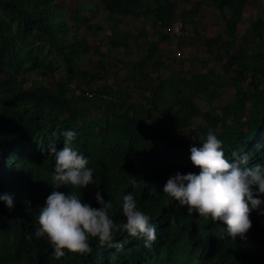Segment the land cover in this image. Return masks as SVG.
Instances as JSON below:
<instances>
[{
    "label": "trees",
    "instance_id": "obj_1",
    "mask_svg": "<svg viewBox=\"0 0 264 264\" xmlns=\"http://www.w3.org/2000/svg\"><path fill=\"white\" fill-rule=\"evenodd\" d=\"M250 1L210 0L224 30L202 39L203 58L196 61L203 69H184V58L171 55L182 69L163 77L167 65L161 45H170L168 30L178 1L0 0V195L13 199L11 209L0 202V264H264V204L251 212L253 226L246 239L234 241L226 225L188 215L186 206L163 193L177 172L199 174L190 147H200L209 129L223 142L230 161L235 151L249 157V166L264 164V20L252 23L241 44L236 43ZM112 15L152 21L155 33L148 35L146 26L137 35L120 32ZM107 30L111 47L132 58L134 49L143 53L134 60L117 59L128 67L117 87L109 84V77L118 74L109 67L113 56L102 49L106 41L98 39ZM130 36L136 43L144 39V45L134 47ZM91 39L97 41L94 47ZM89 59L91 70L83 67ZM220 69L234 94L205 112L199 101L213 104L223 96ZM128 82L142 89L145 103L134 101L133 91H121ZM167 95L178 109L163 104ZM91 109L98 112L92 119ZM164 113L172 123L160 119ZM197 118L204 123L195 125ZM67 130L76 132L73 147L89 160L95 183L84 190H58L74 192L94 208L99 207V190L106 202L111 200L109 215L116 223L125 222L122 197L131 193L157 229L150 248L121 231L114 238L122 248L90 239V253L66 251L57 260L47 240L35 237L39 210L53 191L55 158L46 149L49 144L62 149L61 133Z\"/></svg>",
    "mask_w": 264,
    "mask_h": 264
},
{
    "label": "clouds",
    "instance_id": "obj_2",
    "mask_svg": "<svg viewBox=\"0 0 264 264\" xmlns=\"http://www.w3.org/2000/svg\"><path fill=\"white\" fill-rule=\"evenodd\" d=\"M63 148L49 144L47 152L54 155L55 165L51 176L53 191L47 197L45 206L39 210L34 235L46 239L52 249V258L60 259L65 252L90 253V239H96L103 246L114 244L116 232H126L130 237L142 239L144 247L150 248L157 239V229L151 218L137 206L129 193L122 197V214L125 222L116 223L110 218L111 200H104L97 190L95 200L98 208L83 202L74 192L59 191L61 188L86 189L95 183L89 160L74 149L76 132L63 131ZM200 147H190V160L199 174L177 172L169 177L163 186V193L187 207L188 215L198 214L211 218L213 223L227 226V236L232 240L246 239L252 228L250 214L264 204V164L249 166V157L233 151L231 161L223 150V142L209 129ZM135 180L133 184H135ZM9 209L13 199L8 194L0 195ZM264 215V212L260 213ZM31 238V237H30Z\"/></svg>",
    "mask_w": 264,
    "mask_h": 264
},
{
    "label": "rangeland",
    "instance_id": "obj_3",
    "mask_svg": "<svg viewBox=\"0 0 264 264\" xmlns=\"http://www.w3.org/2000/svg\"><path fill=\"white\" fill-rule=\"evenodd\" d=\"M173 1V0H172ZM179 2L178 5V11H177V17L176 20L183 21L185 26L187 27L190 35V39L186 41V43L179 47V49H176L173 45H168V43H163L161 45L162 51L164 54V57L166 58V65L161 70V75L163 77H170L173 74H179V71L182 69L181 65L183 63V68H191L192 70L195 68V70H202L203 66L200 64L199 61H196L198 58H203V54L200 51V46L202 43V39H208L210 37L216 36L218 32H223L224 30V22L222 20V17L220 13L215 9L211 3L210 0H175ZM186 15V16H184ZM102 14L98 16V19L101 18ZM111 19L113 20L114 26L116 29H118L120 32H128L132 33L133 35H137L138 32L143 28L147 27L148 35H153L155 33V27L152 21H146L143 19H135L132 17H124L121 15H112ZM258 19L264 20V0H251L249 5L245 9V14L243 16V19L238 27V35H237V41L236 43L240 45L241 40L243 37H245L250 30L252 23H254ZM105 27L108 29V22H104ZM105 34V35H104ZM112 35L110 30H107L100 34L98 36V39L102 41H106L105 43H102L103 50H109L111 52V55L113 56V60L109 62L110 70L113 71L112 76L109 77V84L116 85L117 81H120L123 77L127 76L128 67H122V65L118 62L119 59H125L127 60L129 57L132 58V55H128V53L124 49H115L108 45L107 40ZM129 39L130 43H133L134 47L143 46L145 43L144 39H141V42L136 43L134 38L130 36ZM201 39H200V38ZM199 38V39H197ZM91 45L94 47L96 44L95 39L90 40ZM172 48V49H171ZM141 48L134 49V60L138 56V52L143 55L142 52H140ZM174 53H173V52ZM178 51H181V54L183 58H180L178 56ZM171 55L174 56V58L179 60H184V62H181L180 64L174 63L173 60H171ZM85 69L91 70L92 69V60L89 59L88 63H85L83 66ZM132 70V69H131ZM130 70V71H131ZM205 73L207 70H204ZM219 75H221L220 78V87L219 91L223 95L221 98L215 100V102H212L213 104H208L206 101L207 99L204 98V102H200L202 106L203 111H212L211 105L213 106H222L225 103L229 101V99L234 94V86L231 83V81L223 75L222 69L219 70ZM158 74H154V77H156ZM188 77L190 75H187ZM186 75L184 77H187ZM136 77L139 78V76L136 74ZM183 77V76H182ZM218 82V81H217ZM117 87V85H116ZM121 91L125 92L127 89L133 91V98L134 101L138 103H145L141 99V91L142 89L137 88L133 82H128L126 84H122ZM119 95V94H118ZM198 98V97H197ZM200 98V97H199ZM166 106H172L174 109H178V103L175 101V99L167 95L165 97V102H163ZM90 103L84 104V106H89ZM89 117L95 118L98 116V112L91 109L89 113ZM162 117V116H161ZM161 120H164L166 122L172 123V119L170 114L164 113V116L160 118ZM195 125L197 124H203L204 120L203 118H197L194 120ZM188 132V131H185ZM170 134L174 137L177 136V133L172 128L170 129ZM195 135H198L195 134Z\"/></svg>",
    "mask_w": 264,
    "mask_h": 264
},
{
    "label": "built area",
    "instance_id": "obj_4",
    "mask_svg": "<svg viewBox=\"0 0 264 264\" xmlns=\"http://www.w3.org/2000/svg\"><path fill=\"white\" fill-rule=\"evenodd\" d=\"M168 33H169V37H170V43L176 49H179V47L183 46V43H181L183 38L185 39V38H188L190 36L189 31H188L187 27L185 26L184 22L183 21L181 22L178 20H175L171 24V26L168 30ZM177 54L180 58H183L181 51H178ZM180 58H178V60Z\"/></svg>",
    "mask_w": 264,
    "mask_h": 264
}]
</instances>
